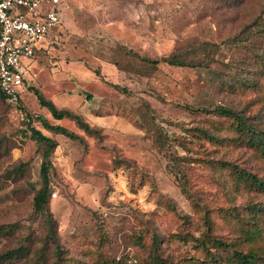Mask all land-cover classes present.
Segmentation results:
<instances>
[{"label": "rangeland", "instance_id": "374dc122", "mask_svg": "<svg viewBox=\"0 0 264 264\" xmlns=\"http://www.w3.org/2000/svg\"><path fill=\"white\" fill-rule=\"evenodd\" d=\"M61 15L21 91L57 142L54 226L32 203L44 146L0 96V264H264V0H63ZM31 87L98 132L42 128L57 120Z\"/></svg>", "mask_w": 264, "mask_h": 264}, {"label": "built area", "instance_id": "2783aa9c", "mask_svg": "<svg viewBox=\"0 0 264 264\" xmlns=\"http://www.w3.org/2000/svg\"><path fill=\"white\" fill-rule=\"evenodd\" d=\"M62 7L63 0H0V89L21 119H27L21 96L26 59L61 27Z\"/></svg>", "mask_w": 264, "mask_h": 264}, {"label": "trees", "instance_id": "16d2710c", "mask_svg": "<svg viewBox=\"0 0 264 264\" xmlns=\"http://www.w3.org/2000/svg\"><path fill=\"white\" fill-rule=\"evenodd\" d=\"M146 60L150 61V59H146ZM163 60L169 64H176V65L189 64L188 61H186L185 59H180L179 56L175 54L164 57ZM151 61L156 62V60H151ZM113 85L115 87H118L117 84H113ZM31 90L36 95L39 106L47 108L52 118L57 120L55 122H52L48 117L44 115L41 114L36 115V119L40 122L42 128L52 131L54 133L63 134L69 138H79V135L76 132L71 130L66 125L58 122L59 119L69 118L72 119L80 128H82L84 131L88 133L98 132V130L94 128L92 125H90L88 121L84 120L80 114L68 108L58 107L52 99L44 96L43 93L40 91V89H38L37 87H31ZM0 96L5 99V96L2 93L1 89H0ZM213 110L220 114L233 116L240 122V124L245 125L243 116L230 107L219 105L214 107ZM26 120L28 121V123L26 130L24 132L25 133L29 132V137L31 139L37 141L38 143L43 144L44 146L42 150V159L40 164V176L42 178V184L33 195V199H32L33 208L36 212H39L41 215H43L45 225L52 228L54 226V221L48 206L49 191H50L49 168L51 166L50 155L52 150L57 145V142L53 137L43 132L41 128H37L31 125L30 123L31 118H29L28 115ZM260 141L264 149V140L262 137L260 138ZM53 192L54 191H52L51 193ZM3 229L4 226H0V231H3ZM7 230L12 231L13 227H11V225L7 226ZM237 255L239 257V260L243 264H254L252 258L254 256V253L252 251H249L248 253H243L239 251L237 252ZM133 262L134 263L132 264H136V261Z\"/></svg>", "mask_w": 264, "mask_h": 264}, {"label": "crops", "instance_id": "0c3cea01", "mask_svg": "<svg viewBox=\"0 0 264 264\" xmlns=\"http://www.w3.org/2000/svg\"><path fill=\"white\" fill-rule=\"evenodd\" d=\"M40 47H41V46H40ZM40 47H39V48H40ZM26 61H28V63H29L31 60H30V59H29V60L26 59Z\"/></svg>", "mask_w": 264, "mask_h": 264}]
</instances>
